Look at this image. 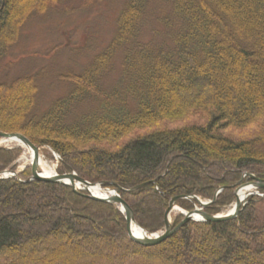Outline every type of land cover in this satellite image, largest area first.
Instances as JSON below:
<instances>
[{
  "label": "trees",
  "instance_id": "obj_1",
  "mask_svg": "<svg viewBox=\"0 0 264 264\" xmlns=\"http://www.w3.org/2000/svg\"><path fill=\"white\" fill-rule=\"evenodd\" d=\"M158 1L160 27L143 38L152 0H127L110 43L81 73L63 76L69 92L46 109L37 111V76L0 81V132L55 151L61 175L116 184L150 234L165 228L176 197L212 201L224 188L207 209L216 215L251 182L244 174L264 180V130L242 139L226 131L264 126V0ZM66 3L0 0V73L25 25ZM118 58V79L106 87ZM30 178L0 179V264H264V197H250L234 220L191 222L142 247L113 205Z\"/></svg>",
  "mask_w": 264,
  "mask_h": 264
},
{
  "label": "rangeland",
  "instance_id": "obj_2",
  "mask_svg": "<svg viewBox=\"0 0 264 264\" xmlns=\"http://www.w3.org/2000/svg\"><path fill=\"white\" fill-rule=\"evenodd\" d=\"M68 1L69 3H66L69 5L68 11L61 8L59 11H51L30 20L24 27L18 45L2 64L4 69L0 73V81L1 79L3 81L12 80L23 75L37 76L40 88L37 111L46 109L53 101L65 96L70 90V83L63 79V76L72 72L81 73L93 61L96 54L110 43L116 30L118 14L127 0H103L100 4L90 7L84 6V0ZM161 7L163 9V5L158 0H152L149 4L143 38H146L152 30L160 27L158 15L162 12ZM115 61L114 68L104 79L106 87H111L118 79L120 58ZM85 109L83 108V110ZM79 111H82L81 106ZM197 119L188 123L198 121ZM184 124L186 123L165 126L178 127ZM159 128H163V126L161 125ZM259 129L263 131L264 126L262 128L255 126L246 131H226L234 138L242 139L250 137L252 133L255 135L254 133ZM144 133L148 132L141 134ZM0 150H3V152L0 151V173L11 171L22 174L25 171H30L32 177L30 152L25 146L12 142L6 143L4 139L0 138ZM54 153L56 152L52 149L41 148L40 157L45 169H53L54 173L61 175L59 173L61 158L57 153V155ZM213 169L212 166L211 171ZM252 191L257 192L255 189ZM258 192L261 194L260 191ZM235 193L236 191L234 197ZM261 197L263 198V196ZM201 200L211 201V199ZM234 205L235 198L216 215L227 214ZM148 207L153 211L156 209V205L152 203ZM118 210L121 212L120 209ZM182 212L190 211L177 202L175 210L170 215L171 224L175 226V220L180 216H182L181 221L184 220Z\"/></svg>",
  "mask_w": 264,
  "mask_h": 264
},
{
  "label": "water",
  "instance_id": "obj_3",
  "mask_svg": "<svg viewBox=\"0 0 264 264\" xmlns=\"http://www.w3.org/2000/svg\"><path fill=\"white\" fill-rule=\"evenodd\" d=\"M0 138L7 140H18L20 141L31 153L32 155V177L29 180L31 181H38V182H47V183H55L60 185H65L68 187H71L74 192L80 193L85 192L87 194V197L91 200L107 203L110 205H113L117 209H120L123 213L126 221V229L128 232V236L131 239L132 242L142 246V247H156L167 241L171 236H173L175 233H177L179 230H181L185 225L191 223V222H225L229 220H234L238 217L239 213L241 212V209L245 207L247 203V199L250 196H254L255 192H250L246 199L240 200L238 197V193L241 189L250 187L251 189L256 190H264V180L258 179L252 174H246V176L251 180V182L243 184L240 183V188L235 193L236 201L234 208L225 215H211L206 212V210L214 204L219 195L222 193L224 188H221L215 195L214 200L203 202L198 196H180L172 199L169 203V207L165 213V230L162 233L159 234H150L137 223L135 219V214L132 210V208L121 198V196L118 194L117 190H112L109 188H106L107 192H109V195H106V197H99L95 196L90 188L94 187H100L101 189L104 188L101 184H93L90 183L83 178L79 177L75 173L71 174H63L58 175L55 174L54 176H46L43 174L42 169L40 167V151L41 148L33 144L27 137H25L22 134L18 133H3L0 132ZM17 173H13L11 171H6L3 173H0V179H7L11 177H15ZM115 189L118 188L116 184L113 185ZM143 185L136 187L133 189V191H136L140 189ZM82 187V188H81ZM113 192V194H112ZM181 200H190L195 203V207L191 212H182V215L184 216V220L177 226H174L171 224L170 221V215L175 210V204L178 201ZM138 226L142 231L145 233L143 237H137L132 232L133 226Z\"/></svg>",
  "mask_w": 264,
  "mask_h": 264
},
{
  "label": "bare ground",
  "instance_id": "obj_4",
  "mask_svg": "<svg viewBox=\"0 0 264 264\" xmlns=\"http://www.w3.org/2000/svg\"><path fill=\"white\" fill-rule=\"evenodd\" d=\"M6 143H17L19 145H23L20 141L18 140H7L5 141ZM24 146V145H23ZM30 165L32 164V155L30 154ZM40 167L42 169V172L44 175L46 176H54L55 173L53 171V169H45L44 165H43V162L41 160V157H40ZM82 188V187H81ZM106 188H100V187H94V188H90L91 192L95 195V196H99V197H106V195H109V192H107L106 190H104ZM251 188L248 187V188H244V189H241L238 193V197L239 199L242 201L244 199H246L247 195L251 192ZM113 194V192H112ZM132 232L135 234V236L137 237H143L145 235V233L142 231V229H140L138 226H133L132 228Z\"/></svg>",
  "mask_w": 264,
  "mask_h": 264
}]
</instances>
